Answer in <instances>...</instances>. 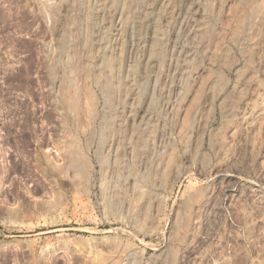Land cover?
<instances>
[{
  "label": "rangeland",
  "instance_id": "rangeland-1",
  "mask_svg": "<svg viewBox=\"0 0 264 264\" xmlns=\"http://www.w3.org/2000/svg\"><path fill=\"white\" fill-rule=\"evenodd\" d=\"M0 264H264V0H0Z\"/></svg>",
  "mask_w": 264,
  "mask_h": 264
},
{
  "label": "bare ground",
  "instance_id": "bare-ground-1",
  "mask_svg": "<svg viewBox=\"0 0 264 264\" xmlns=\"http://www.w3.org/2000/svg\"><path fill=\"white\" fill-rule=\"evenodd\" d=\"M44 1H45V0H44ZM46 53H47V51H46ZM46 53H45V54H46ZM69 85H70V83H69ZM76 86H77V85H76ZM81 90H82V89H81ZM68 92H69V91H68ZM77 92H78V91H77ZM74 94H76V93H74ZM78 94H79V93H78ZM77 96H78V95H77ZM79 97H80V96H79ZM79 97H78V98H79ZM74 98H75V96H74ZM74 98H73V99H74ZM78 98H77V99H78ZM70 101H71V100H70ZM68 103H69V102H68ZM75 103H76V100H75ZM75 103H74V104H75ZM78 103H79V102H78ZM76 105H77V103H76ZM76 105H74V106L77 107ZM71 108H72V106H71ZM78 108H79V107H78ZM75 113H76V112H75ZM75 117H76V116H75ZM81 161L83 162V160H81ZM87 162H88V161H87ZM87 162H86V160H84V163H87ZM80 164H81V163H80ZM87 164H88V165H86L87 167L90 166L89 163H87ZM81 165H82V164H81ZM79 166H80V165H79ZM86 166H85V167H86ZM80 167H81V166H80ZM83 167H84V166H83ZM88 168H90V167H88ZM79 170H80V168H79ZM81 170H82V169H81ZM87 172H88V171H87ZM87 172H86V173H87ZM84 174H85V173H84ZM88 174H89V173H87V176H88ZM87 176H86V177H87Z\"/></svg>",
  "mask_w": 264,
  "mask_h": 264
}]
</instances>
